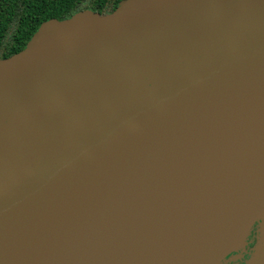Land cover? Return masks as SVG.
I'll list each match as a JSON object with an SVG mask.
<instances>
[{"label":"water","instance_id":"1","mask_svg":"<svg viewBox=\"0 0 264 264\" xmlns=\"http://www.w3.org/2000/svg\"><path fill=\"white\" fill-rule=\"evenodd\" d=\"M225 148L242 163L173 264H221L264 220V0L44 21L0 60V264H148L165 196Z\"/></svg>","mask_w":264,"mask_h":264},{"label":"bare ground","instance_id":"2","mask_svg":"<svg viewBox=\"0 0 264 264\" xmlns=\"http://www.w3.org/2000/svg\"><path fill=\"white\" fill-rule=\"evenodd\" d=\"M235 141L236 138H232L225 146L231 147ZM226 151L227 148L217 151L223 155L194 173L185 193L179 197L173 195L169 200V195L174 194L169 190L165 196L167 207L162 221L153 227L154 232L149 239L151 248L148 251L152 253L148 264H173L191 248L209 206L229 183L231 173L237 171L242 163L241 158L230 156V152L224 154ZM172 213L175 217L170 218Z\"/></svg>","mask_w":264,"mask_h":264},{"label":"flooded vegetation","instance_id":"3","mask_svg":"<svg viewBox=\"0 0 264 264\" xmlns=\"http://www.w3.org/2000/svg\"><path fill=\"white\" fill-rule=\"evenodd\" d=\"M123 1L124 0H68L66 3L72 4L71 9H69V11H73L71 12L72 15L87 11L98 15H108L113 13ZM21 2L22 0H0V25L4 26V31L0 34V60L9 58L19 52L10 53L14 48V43L19 42L18 40L22 37L18 30L21 28V30H23L25 28L24 21L20 18V14H23V10L19 6ZM39 5L44 8H49V12H58L63 2L62 0H40ZM42 23L43 22H41L38 27ZM256 243L254 240L243 256L238 255L232 257L230 254L226 257L223 264H246V261L251 255L249 249L252 247L254 248V244Z\"/></svg>","mask_w":264,"mask_h":264},{"label":"trees","instance_id":"4","mask_svg":"<svg viewBox=\"0 0 264 264\" xmlns=\"http://www.w3.org/2000/svg\"><path fill=\"white\" fill-rule=\"evenodd\" d=\"M66 1L68 0H62L63 5L61 6L60 11L49 12V8H44L39 5L40 0H22L19 6L23 10V14H20L21 16H19L21 19H23L25 28L23 30H21L22 28L18 30L20 31V35L22 37L18 40L19 42L14 43V48L10 53H16L22 50L30 40L31 36L37 30V27L41 22L47 21L49 19L64 20L71 17V12L73 11H69V9H71L72 4L70 5L66 3ZM2 26L3 25H0V34L4 31V26Z\"/></svg>","mask_w":264,"mask_h":264},{"label":"rangeland","instance_id":"5","mask_svg":"<svg viewBox=\"0 0 264 264\" xmlns=\"http://www.w3.org/2000/svg\"><path fill=\"white\" fill-rule=\"evenodd\" d=\"M263 225H264L263 219H260L259 221L253 223V225L249 228V230L247 231V234L244 237V242L242 244V247L230 253L232 255V257L238 256V255L243 256V254L246 251H248V248H250L251 243L254 240H255V243H256V241L259 240L260 230L263 228ZM254 246H255V244H254ZM252 248L249 250L251 251ZM230 254H228L227 256H229ZM226 257H225V259H226ZM223 263H224V261L221 264H223Z\"/></svg>","mask_w":264,"mask_h":264}]
</instances>
